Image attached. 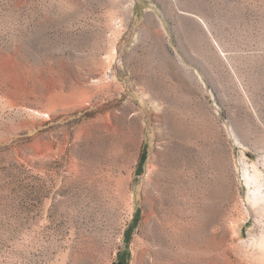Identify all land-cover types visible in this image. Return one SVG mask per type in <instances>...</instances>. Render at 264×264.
Returning a JSON list of instances; mask_svg holds the SVG:
<instances>
[{"label":"rangeland","instance_id":"obj_1","mask_svg":"<svg viewBox=\"0 0 264 264\" xmlns=\"http://www.w3.org/2000/svg\"><path fill=\"white\" fill-rule=\"evenodd\" d=\"M253 192L264 0H0V264H264Z\"/></svg>","mask_w":264,"mask_h":264},{"label":"bare ground","instance_id":"obj_2","mask_svg":"<svg viewBox=\"0 0 264 264\" xmlns=\"http://www.w3.org/2000/svg\"><path fill=\"white\" fill-rule=\"evenodd\" d=\"M34 112V111H33ZM35 114H38V113H35ZM256 191V190H255ZM258 193V192H257ZM256 192H253V194H252V200H253V202H257L258 200H260V199H264V196L262 197V196H260L259 194H257ZM258 247H259V250L260 251H263L262 250V248L260 247V246H262V243H258V245H257ZM262 257H263V255H262ZM262 257H259V260H260V262H262V259L264 260V257L262 258Z\"/></svg>","mask_w":264,"mask_h":264}]
</instances>
